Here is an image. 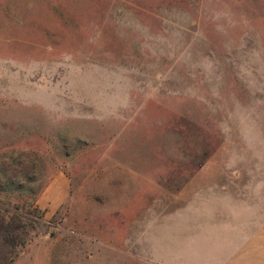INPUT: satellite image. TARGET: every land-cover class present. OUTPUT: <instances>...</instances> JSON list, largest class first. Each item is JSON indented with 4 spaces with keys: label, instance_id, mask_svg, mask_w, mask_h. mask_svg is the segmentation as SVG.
I'll use <instances>...</instances> for the list:
<instances>
[{
    "label": "rangeland",
    "instance_id": "rangeland-1",
    "mask_svg": "<svg viewBox=\"0 0 264 264\" xmlns=\"http://www.w3.org/2000/svg\"><path fill=\"white\" fill-rule=\"evenodd\" d=\"M196 212L264 213V0H0V264H221Z\"/></svg>",
    "mask_w": 264,
    "mask_h": 264
},
{
    "label": "crops",
    "instance_id": "crops-1",
    "mask_svg": "<svg viewBox=\"0 0 264 264\" xmlns=\"http://www.w3.org/2000/svg\"><path fill=\"white\" fill-rule=\"evenodd\" d=\"M186 196V195H183ZM193 196V195H188ZM190 203H195L191 201ZM197 205V203L195 204ZM249 208L252 206L249 205ZM264 214V213H263ZM259 212H246V216H240L238 213H200L187 216L188 220H223L229 221L226 225H220L213 230L208 231L209 236H217L220 239L216 241L219 248L217 260L222 261L221 264H264V215ZM172 219H182V213H172ZM191 236H202V232H190ZM203 235H207L203 233ZM196 240V238H195ZM196 242V241H195ZM223 244V245H222ZM228 244V245H227ZM229 244L232 248L229 252H225ZM227 245V246H226ZM226 246V247H225ZM180 248V247H178ZM181 250V249H179ZM178 250V252H179ZM225 252V253H224ZM179 254V253H178ZM182 254V253H181ZM226 254V255H224ZM221 256L223 258H221ZM183 258V255L180 257Z\"/></svg>",
    "mask_w": 264,
    "mask_h": 264
}]
</instances>
